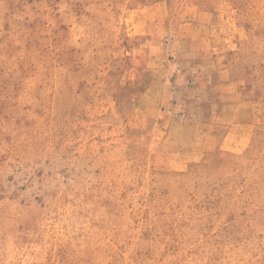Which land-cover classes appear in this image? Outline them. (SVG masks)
<instances>
[{"label": "rangeland", "instance_id": "1", "mask_svg": "<svg viewBox=\"0 0 264 264\" xmlns=\"http://www.w3.org/2000/svg\"><path fill=\"white\" fill-rule=\"evenodd\" d=\"M0 264H264V0H0Z\"/></svg>", "mask_w": 264, "mask_h": 264}]
</instances>
